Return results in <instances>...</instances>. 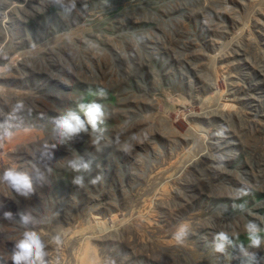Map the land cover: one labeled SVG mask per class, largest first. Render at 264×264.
Segmentation results:
<instances>
[{"label": "rangeland", "instance_id": "1", "mask_svg": "<svg viewBox=\"0 0 264 264\" xmlns=\"http://www.w3.org/2000/svg\"><path fill=\"white\" fill-rule=\"evenodd\" d=\"M74 3L0 0V176L15 167L34 189L0 181V264L29 229L47 264H264V0ZM82 97L105 107L100 145L53 123ZM77 155L94 158L82 188Z\"/></svg>", "mask_w": 264, "mask_h": 264}, {"label": "clouds", "instance_id": "2", "mask_svg": "<svg viewBox=\"0 0 264 264\" xmlns=\"http://www.w3.org/2000/svg\"><path fill=\"white\" fill-rule=\"evenodd\" d=\"M72 7H75V3L73 0ZM92 95L98 96L100 98H105L107 96V91L103 88L98 89L93 92ZM84 98L82 97L80 102L77 103L76 111H69L67 114L58 116L53 118V123L56 128L59 130L61 136L64 137H72L80 132H88L89 127L93 134L92 144L94 146L100 145L101 140L103 139L104 133L107 131L106 127H100L101 125H105V120L107 118V114L105 111V107L102 103H98L96 100H92L89 102H83ZM25 108V104L23 101H18L12 109V113H19L23 111ZM30 112V110H29ZM79 113H83V118ZM14 118V117H10ZM6 136L11 137L12 133H6ZM118 139V138H117ZM98 151H103V147H97ZM129 149H125L128 151ZM93 159L86 160L84 156L77 155L73 159L68 160V167L76 172L80 173L76 175L72 179V183L78 187H84L85 178L83 173H90L92 171V163ZM99 167V165H98ZM104 179L102 173L97 174L90 181L92 184H96ZM0 181H6L8 185L13 188L16 192L28 196L29 193L34 192L32 187V182L29 176L17 170L15 167H9L5 169L3 175L0 176ZM240 196L248 195V190L246 188H241L238 190ZM239 207L243 208V205ZM5 219L10 220L12 218L11 213H5ZM58 215V213H55ZM32 220V217L29 215H21V223L24 225H28ZM260 229L256 226L255 223L249 221L245 225V233L247 235V239L250 241V245L252 247H259L261 244V239L258 235ZM191 235V227L188 224L182 223L173 234V239L176 241L178 245H182L187 238ZM215 241H226L228 243H232L229 240L228 235L221 231L217 233L214 237ZM52 242L59 246L62 241L59 235L52 237ZM47 245L45 241L41 238V235L35 230H25L23 232L22 238L19 239L11 252V261L12 264H47L48 253L46 251ZM241 251H243V245H240ZM215 250L217 252L224 251L223 243H216Z\"/></svg>", "mask_w": 264, "mask_h": 264}]
</instances>
